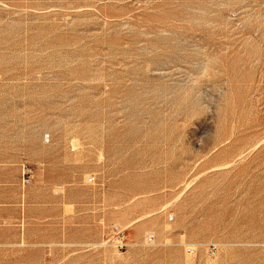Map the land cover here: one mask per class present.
<instances>
[{
    "label": "rangeland",
    "instance_id": "obj_1",
    "mask_svg": "<svg viewBox=\"0 0 264 264\" xmlns=\"http://www.w3.org/2000/svg\"><path fill=\"white\" fill-rule=\"evenodd\" d=\"M8 126L0 264H264V0H0Z\"/></svg>",
    "mask_w": 264,
    "mask_h": 264
},
{
    "label": "crops",
    "instance_id": "obj_2",
    "mask_svg": "<svg viewBox=\"0 0 264 264\" xmlns=\"http://www.w3.org/2000/svg\"><path fill=\"white\" fill-rule=\"evenodd\" d=\"M13 133L12 127L8 126L7 130H3L0 132V138L2 142H0V210H10V205L7 204H14L16 202L15 198H11V193L15 192L16 188H20L21 184L14 180L15 176H18L19 179V172L16 175V169L20 170L21 164H25L26 156L23 157L17 156L15 152V139L12 138L11 142V134ZM17 172V171H16ZM2 194V197H1ZM22 205L19 206V215L13 214L9 217L8 214L0 213V222L2 221H14L18 218L20 221L22 217L24 221H26L25 211H26V202L24 199L21 200ZM23 211V215L21 213ZM12 227L7 228V232L9 233ZM5 231V230H4Z\"/></svg>",
    "mask_w": 264,
    "mask_h": 264
},
{
    "label": "built area",
    "instance_id": "obj_3",
    "mask_svg": "<svg viewBox=\"0 0 264 264\" xmlns=\"http://www.w3.org/2000/svg\"><path fill=\"white\" fill-rule=\"evenodd\" d=\"M96 175H90L88 178L89 183H93L96 181ZM155 239L154 234H149L146 237V244H151L153 243ZM104 244H109L112 245L114 248L120 251L127 250L131 245L132 242L129 239L128 234L126 233L125 229H119L115 230L112 234H110L107 239L104 240ZM189 251H193L194 249L192 247L188 248Z\"/></svg>",
    "mask_w": 264,
    "mask_h": 264
}]
</instances>
